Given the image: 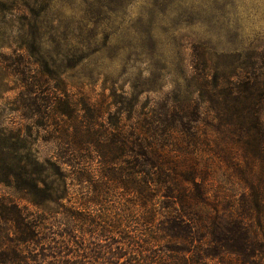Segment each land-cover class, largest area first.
I'll return each mask as SVG.
<instances>
[{"label": "trees", "instance_id": "trees-1", "mask_svg": "<svg viewBox=\"0 0 264 264\" xmlns=\"http://www.w3.org/2000/svg\"><path fill=\"white\" fill-rule=\"evenodd\" d=\"M205 64L183 97L142 101L155 94L142 87L124 94L106 128L99 109L74 99L58 71L46 69L42 82L28 63L14 65L24 77L17 99L28 103L26 119L48 132L56 120L64 126L48 141L56 153L44 159L27 153L20 136L4 145L22 153L2 155L0 184L28 206L0 196V264H201L202 247L206 260L260 264L264 50L240 54L213 82ZM117 190L134 200L125 215H91Z\"/></svg>", "mask_w": 264, "mask_h": 264}, {"label": "rangeland", "instance_id": "rangeland-1", "mask_svg": "<svg viewBox=\"0 0 264 264\" xmlns=\"http://www.w3.org/2000/svg\"><path fill=\"white\" fill-rule=\"evenodd\" d=\"M255 50H264V0H0V158L22 153L4 146L20 136L27 153L44 159L56 153L48 141L60 137L56 131L64 126L56 120L58 128L48 132L26 119L28 103L17 99L24 79L14 68L18 63H28L37 81L48 80L46 69L58 71L74 99L85 97L99 109L98 123L106 128L109 118L117 117L113 103L137 87L155 92L143 94L142 101L183 97L203 62L213 82L222 68L233 71L240 54ZM88 162L98 169L96 159ZM120 194H110L89 212L103 218L125 215L134 200ZM0 196L27 205L6 184H0ZM172 247L183 246L173 242ZM204 253L202 247L201 264H238L234 256L206 260Z\"/></svg>", "mask_w": 264, "mask_h": 264}]
</instances>
